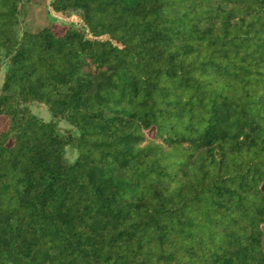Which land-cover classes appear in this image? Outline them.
Instances as JSON below:
<instances>
[{
	"label": "trees",
	"instance_id": "trees-1",
	"mask_svg": "<svg viewBox=\"0 0 264 264\" xmlns=\"http://www.w3.org/2000/svg\"><path fill=\"white\" fill-rule=\"evenodd\" d=\"M0 264H264V0H0Z\"/></svg>",
	"mask_w": 264,
	"mask_h": 264
},
{
	"label": "rangeland",
	"instance_id": "rangeland-1",
	"mask_svg": "<svg viewBox=\"0 0 264 264\" xmlns=\"http://www.w3.org/2000/svg\"><path fill=\"white\" fill-rule=\"evenodd\" d=\"M28 20L31 21L34 28L46 25L49 20H54L62 28H77L82 26L81 21L76 16L66 17L55 15L50 8L44 11L41 6H37L30 10ZM31 111L36 117L43 121H49L50 119L46 107L42 104L36 103L32 105ZM61 127H65V125L61 124Z\"/></svg>",
	"mask_w": 264,
	"mask_h": 264
}]
</instances>
